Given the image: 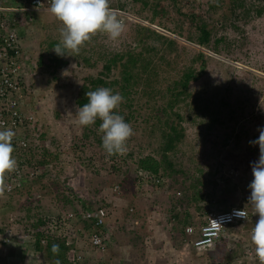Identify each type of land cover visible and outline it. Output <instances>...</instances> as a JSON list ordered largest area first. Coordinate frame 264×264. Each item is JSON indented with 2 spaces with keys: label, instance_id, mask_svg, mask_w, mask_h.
<instances>
[{
  "label": "rangeland",
  "instance_id": "rangeland-1",
  "mask_svg": "<svg viewBox=\"0 0 264 264\" xmlns=\"http://www.w3.org/2000/svg\"><path fill=\"white\" fill-rule=\"evenodd\" d=\"M160 1L166 8L171 4L170 0ZM211 1L183 0L182 16L178 14L177 8L170 6L168 16L159 20L152 19L151 9H143L140 1L110 0V7L116 10L126 26L125 31L117 41L97 33L79 52L89 63L97 64L100 68L102 60H98V53L123 52L137 47V30L139 26L147 27L158 35L175 39L184 47L180 61L171 62L166 71L160 74L164 86L190 67L200 69L202 63L196 58L202 56L204 64L203 69H200L201 75L197 81L190 83V98L186 102L191 107L197 105L200 110L194 112L193 122L187 120V109L181 111L185 136L177 145L175 153L170 155L176 169L201 176L205 181L203 199L196 207L175 210L177 203H171L172 200L164 195L167 193L166 188L155 191L137 184L135 175L139 159L147 156L159 159L155 154V148L159 146L158 134L149 133L153 126L150 120H146L151 115L149 108L154 102L146 106L145 99H139L140 96L135 98L130 116L134 135L128 141L127 151L108 156L91 133H88V138L83 136L87 127L80 126L75 117L78 108L75 103L77 89L87 74L95 76L98 70L78 66L72 61L71 54L65 56L67 67L57 73L51 72L52 69L46 70L47 64L54 62L47 56L44 65L36 70L31 98L39 108L36 118L41 126L32 142L35 154L40 156L44 151H50L59 155V168L61 165L63 170L60 177L69 190L79 197H92L93 190L100 192L97 194L100 196L104 190L103 195H107L104 197L111 203L107 205L110 207L107 208L110 230L117 222L124 223L127 218L131 220L128 229L119 230L120 240L116 245L111 238L115 248L109 252L112 258L110 263L208 264L205 253L188 254V251H182L181 236L170 239L167 228L171 225L179 228L172 213L181 211L179 218L187 214L194 221L200 215V210L208 207L219 209L220 203L224 201L239 202L249 212L252 211L249 205V185L253 179L251 165L259 159V147L249 142L258 139V129L264 128V0H221L220 7L213 13L208 10ZM240 3L242 7H238ZM191 12L208 24L212 32L209 46L201 47L185 38L188 33L197 36L190 23L182 25L181 36L176 35L179 21L183 15ZM37 24L46 27L42 43L49 35L50 39L59 41L62 25L49 11L37 13L35 26ZM217 39L221 42L216 45ZM146 43L149 46L157 44L154 37L147 39ZM40 51L38 49L37 53ZM35 81L39 83L36 87ZM41 134V143L48 144L46 148L40 147L41 144L39 146ZM116 167L117 171L114 169ZM46 174L54 177L53 167L52 172ZM209 180H213L214 186ZM114 185L119 186V192L117 195L112 194L110 199L108 190L113 189ZM55 187L48 179H42L31 186L30 194L25 189L13 193L10 198L9 195L0 197V228L5 230L10 227L12 233L21 235L24 230L18 224L23 213L21 207L31 205L37 198L47 197L51 200ZM184 187L189 189L188 182ZM183 193L181 191V195ZM100 197L102 199L103 196ZM101 201L104 205V200ZM131 240L136 246L127 243ZM24 242L14 241L7 248L8 252L16 253ZM84 252L89 259V249L86 248ZM2 254L3 247L0 246V263ZM95 259L98 257L92 260Z\"/></svg>",
  "mask_w": 264,
  "mask_h": 264
},
{
  "label": "trees",
  "instance_id": "trees-1",
  "mask_svg": "<svg viewBox=\"0 0 264 264\" xmlns=\"http://www.w3.org/2000/svg\"><path fill=\"white\" fill-rule=\"evenodd\" d=\"M136 1H140L143 9H151L152 19L161 20L168 16V8L170 6L172 8H177L176 10L178 11V14L182 16L181 2L183 0H170L171 4L168 8L162 5L160 0H153L151 2H149L150 0ZM220 4L221 0H213L209 2V12H215L216 9L220 7ZM238 7H242V4L240 3ZM257 13L260 14L259 12ZM184 23H190L195 28L197 34V36L194 37L191 33H188L185 37L188 41L194 42L201 47L209 46L212 32L208 29V24L205 23V21L198 18L194 12L188 13V15H183V19L179 21L180 27L178 28V31L175 32L177 36L182 35V25ZM152 37H154V40L157 43L156 46H149L146 43V40ZM135 40L137 47L132 49H125L123 52L104 51L103 53H98V60H102L100 68H98L97 64L89 63L90 61L82 56L81 53H68L72 55V61L78 64V66L86 69L98 70L95 76L87 74L84 77L83 84L77 89L75 103L77 107H82L87 103V91H94L100 87L110 88L114 93L119 92L123 96L124 102L120 105L118 112L124 117L125 122L130 123L132 106L136 97L140 96L139 99H145L146 106L151 102H154L152 107L149 108L151 115L149 118H146V120L148 122L150 120L153 126V130L149 133L152 135L153 133L158 134L157 141L159 146L155 148V154L159 159H155L151 156L143 157L137 162V167L146 171L151 176L153 175L158 178L159 175L161 177V179L159 178L161 181L159 187H165L166 189L161 188L162 190L165 189L167 192L164 193V195L172 200L171 203H177L175 210H180L181 208L185 210L191 206L196 207L203 199L205 181L201 176L195 174L189 175V173H185L183 170L176 169L170 155L175 153L177 145L183 141L185 136L183 127L184 117L181 114V111L187 109V120L193 122L194 112L197 113L200 110L197 105L191 107L186 102L190 98V83L197 81L201 75L200 69H203L204 64L202 62V56L199 55L198 58H196L197 61L202 63L200 69L197 70L190 67L187 70L182 71L177 78L172 79L169 84L164 86V84L161 83L159 77L160 74L166 71V68L171 62L180 61L183 57L184 47H182L181 43L175 39L158 35L156 32L144 26H139ZM219 42H221V40L217 39L215 41L216 45ZM57 43V41H51L49 46L54 48ZM45 56L54 61L47 64L46 70L52 69L51 72L57 73L68 65L65 56H58L55 52L52 53V49H46V51L42 50L39 53L38 62L36 64L38 68L44 65ZM159 84L161 87H159ZM100 123L101 122L97 120L94 125L87 127L86 134L83 135L88 138V133H91V136L95 137V142L98 145H102L103 135L99 127ZM34 151L35 150H32L33 154H35ZM44 152L45 153L41 154L39 158L37 157L35 159L36 163L40 167L52 164L54 177L52 175L50 177L49 174H43L37 180L27 182L21 188H17L14 192L8 194L10 198L13 193H19L25 189L27 193L30 194L31 186L42 179H48L53 187L56 186L55 193L54 195L52 194L53 197L51 200L47 197L37 198L31 205H23L21 207L23 213L18 219V224L23 226L24 233L31 234L35 237V242L32 244H22L18 254H21L20 259L22 260L26 255L31 257L35 264H54L55 260H59L60 264H72L70 251L64 245V238L62 239L61 237L50 235L49 224L54 219L59 218L63 213H72L79 218L78 213H80L81 210L95 211L96 209L101 208V206L106 208L110 207L105 203L103 205L101 197L97 196V194L100 193H98L97 190H93L91 192L92 197L89 198L79 197L76 193L69 190L70 188L67 187L64 179H61L60 177L63 170L61 165L59 168V155L50 151ZM31 158L34 160L35 157L32 156ZM84 167H86L85 164ZM114 169L117 171L118 168L116 167ZM187 182L189 189L184 187ZM209 182L214 186L213 180H209ZM151 185L154 186V183ZM115 186L117 185L112 187ZM177 186H180L181 189L177 188ZM181 191L184 192L182 195ZM177 192H180V196H176ZM6 203L9 204V202ZM174 212L172 213V218L175 221H178L179 228L176 229L175 226L171 225L173 227L170 226L167 230L169 231L170 239L175 240L176 236H181V238H179L182 242L185 237L184 229L187 226L194 224L191 218H188L187 214H185V216L183 215V218H179L181 211ZM258 218L259 217L257 216L254 225L258 221ZM108 220L109 219L107 218V228ZM80 222L88 232H97L98 229H96L93 221L86 220ZM5 230H7V227ZM5 230H0V233L5 235ZM176 231H178V234L175 235ZM118 235L119 230L111 233V238L114 240L115 245L120 240ZM43 238L46 242L45 245L41 244ZM141 239L142 238L140 237V241ZM127 243L136 246L132 240ZM53 244H58L60 246L58 256L52 252ZM252 246V244L240 246L239 250L234 253L237 254L239 251L245 253L252 250ZM215 249H217V251L208 253L209 258L214 264H220L222 262L225 264L231 263L234 254H232V257L229 255L227 256L224 252L220 251L219 248L216 247ZM10 254L12 255V253ZM37 255H39L38 259L36 258ZM91 259L92 258L90 257L84 261L83 264H90Z\"/></svg>",
  "mask_w": 264,
  "mask_h": 264
},
{
  "label": "built area",
  "instance_id": "built-area-1",
  "mask_svg": "<svg viewBox=\"0 0 264 264\" xmlns=\"http://www.w3.org/2000/svg\"><path fill=\"white\" fill-rule=\"evenodd\" d=\"M13 2V0H11ZM48 0H23L21 6L16 7L9 0H0V130L10 128L15 132L13 140V155L18 161V171L9 174L7 184L9 190L5 195L11 194L17 188H21L25 183L35 181L43 174L52 172V165L40 167L33 160L31 146L29 142L37 119L33 104L29 101V87L32 70L35 67V59L27 57L21 47L20 38V15L24 12L41 10ZM39 5H42L40 8ZM122 21V19H121ZM135 178L137 184L148 186L149 189L159 190L161 181L155 176L142 169H137ZM154 183V186L151 184ZM117 193L118 187H114L108 193ZM104 194V193H103ZM111 195V194H110ZM180 196V193H176ZM107 196V195H104ZM239 202L233 203L224 201L220 203L219 209H203L202 224L199 226H188L185 233L191 239L186 246L193 250H205L214 245L220 239L224 231H239L237 240H233L234 246L228 249L229 253L235 251L240 242H251L253 226H247L255 220L253 212H249L245 207H240ZM245 209L248 217L245 219L237 218L233 215L235 210ZM79 218L72 213L62 214L49 224V234L64 238V245L70 251L72 264H83L88 258L85 249H89L90 255L98 259L91 260L90 264H111L109 252L113 248L111 240L112 231L107 228L106 219L108 212L105 208L95 211H82L78 213ZM93 221L97 232H88L80 221ZM130 218L124 223L117 222L113 228H127L131 225ZM107 229V230H106ZM5 235H0V246L3 247L4 255H7V248L18 240L25 241L23 244L35 242L33 235H15L9 229L5 230ZM103 231V233H102ZM20 240V241H19ZM45 239L41 241L45 245ZM17 244V242H16ZM22 244V243H21ZM253 245V244H252ZM245 253L237 252L232 264H260L255 255L254 245ZM39 255L36 256L38 259ZM1 261V260H0ZM24 264H35L32 259L25 260Z\"/></svg>",
  "mask_w": 264,
  "mask_h": 264
},
{
  "label": "clouds",
  "instance_id": "clouds-1",
  "mask_svg": "<svg viewBox=\"0 0 264 264\" xmlns=\"http://www.w3.org/2000/svg\"><path fill=\"white\" fill-rule=\"evenodd\" d=\"M23 0H21L22 2ZM10 3L17 6V2L20 3V0H9ZM48 5L44 6L41 10L32 11V12H24L20 16V22L22 24H30L34 26L37 21V13H41L43 11H49L57 21L60 22L62 27L59 30L60 39L55 47L52 49L58 56H70L68 53L78 54L81 48L85 45L86 42H89L97 33H103L107 36L108 39L112 41H117L125 31V24L119 18L118 13L116 10L110 7V0H48ZM42 5H39L40 8ZM27 14V15H26ZM36 15L31 18V20H24L22 17L29 16V15ZM34 31V27L32 28ZM29 57H33L30 55ZM39 53L36 54L35 60V67L32 70V76L30 79V87H29V101L33 102L32 100V93H33V83L32 81L35 80L36 70H38L37 62H38ZM35 87L39 85L38 82L35 81ZM39 89V88H36ZM87 103H85L82 107H78L76 110L75 117L78 121V124L82 127H89L94 125L97 120L100 123V130L103 133L102 135V147L107 153L108 156H113L117 154H124L127 151V144L130 138L134 135V130L130 123L125 122V119L122 115L119 114L118 110L120 105L124 102L123 96L116 92L114 93L112 89L107 87H100L94 91H87L86 92ZM31 102V103H32ZM35 109V113L37 115L38 106L36 103H32ZM37 119V118H36ZM38 119L36 125L30 133V146L31 149L33 148V140L34 135H36L37 131L39 130ZM259 136L258 139L254 141H250V144L258 145L259 147V159L257 162L251 165L252 168V182L249 185L250 189V197H249V205L252 208V211L256 217L258 216V221L254 225V221L252 223H248L247 226L250 227L254 225L251 233V242L254 245L255 255L258 258L260 264H264V128L258 129ZM43 134L40 135V139L38 142L39 146L42 148L48 147L46 144L41 143ZM15 137V132L10 128H5L0 130V197H4L6 192L9 190V186L7 184V177L9 174L15 173L18 171L19 165L18 161L13 155L14 153V146L13 140ZM32 150H35L34 148ZM31 150V153H32ZM35 152V151H34ZM34 156V160L39 156L32 153ZM36 161V160H35ZM52 165V164H50ZM53 166V165H52ZM140 169V168H139ZM158 178L161 177L158 175ZM118 187V186H115ZM165 188V187H160ZM112 189H109L111 191ZM119 192V187H118ZM117 192V193H118ZM104 190L101 192L100 196L102 200H104L105 204H111L108 198H105ZM117 193H110L111 195H117ZM180 193V192H177ZM108 195L110 198L111 195ZM177 196V195H176ZM111 199V198H110ZM204 204V201H203ZM102 208L106 207L101 206ZM242 207V205H241ZM205 209V208H203ZM202 209V210H203ZM202 210H200V215L196 216L195 220L193 221L192 226L196 227L201 225L203 222L201 220L202 217ZM132 211V210H130ZM108 212V211H107ZM237 218L245 219L248 217V212L243 210H235L233 212ZM109 217V214H108ZM107 217V218H108ZM122 222V221H121ZM120 222V223H121ZM114 226V225H113ZM112 226V227H113ZM190 226V225H189ZM188 227V226H187ZM124 227H119L118 229H112V233L118 230H122ZM4 230L3 228H0ZM109 229V228H108ZM126 229V228H125ZM128 229V228H127ZM186 229V228H185ZM184 229V240L180 243L182 247V251H188L187 253H205V259L208 264H211V259L207 251L213 250L211 252L217 251L216 247L219 248L220 251L224 252L225 255H229L234 257L236 254L235 251L239 250L240 246L250 244L249 240L245 241L244 243L240 242L239 246L237 245L235 251L232 253L228 252V249L234 246V241L237 240L239 235V231L236 230H229L224 231L223 235L220 237L218 241L215 242L214 245L205 248V250H193L186 246L193 236L189 237L185 233ZM23 232V231H22ZM3 235V234H2ZM23 235H29L23 232ZM234 240V241H233ZM171 246V245H170ZM113 248L115 246L113 245ZM112 248V249H113ZM111 249V250H112ZM60 246L58 244L52 245V252L55 255H59ZM110 250V251H111ZM174 251V250H173ZM169 253V251H167ZM7 252V255H3L5 260L10 258L11 254ZM93 259V257L90 255ZM0 264H5V260ZM24 258V257H23ZM31 257H26L22 262L24 264L25 260H30ZM91 259V260H92ZM110 259L111 256H110ZM234 259V258H233ZM115 258L113 259V261ZM112 261V260H111ZM234 260L231 261L232 264ZM54 264H60L59 260H55ZM111 264H113L111 262ZM220 264H225L224 262Z\"/></svg>",
  "mask_w": 264,
  "mask_h": 264
},
{
  "label": "crops",
  "instance_id": "crops-1",
  "mask_svg": "<svg viewBox=\"0 0 264 264\" xmlns=\"http://www.w3.org/2000/svg\"><path fill=\"white\" fill-rule=\"evenodd\" d=\"M16 4H17V6L19 4H21V0H20V3L17 2ZM26 15L24 17H22L24 20H29V19L31 20L32 17L36 16V15L33 16L32 14L29 16H26ZM35 25L36 24H34V26H31L30 24L29 25L28 24L27 25L22 24V26L20 27V38H21L20 40H21L22 50L27 57H29L30 55H33L34 58L36 57V53H37L38 49L41 51H42V49H53L49 45H50L51 41H55V39H53V40L50 39L51 35H49V37H45V40L42 43L41 38L43 37V33L46 34L45 33L46 27H45V25H41V26L39 24H37L38 26H35ZM33 27H34V31L32 29ZM48 38H49V40H48ZM40 43H42V46H40L41 45ZM30 53H33V54H30ZM48 143H49V141H48ZM46 145L48 146L47 143H46ZM0 211H2V210L0 209ZM19 251H17L16 253H12L10 258L5 260V264H22L21 261H23L28 256L26 255V257L23 258V260L20 259L21 254H18Z\"/></svg>",
  "mask_w": 264,
  "mask_h": 264
}]
</instances>
